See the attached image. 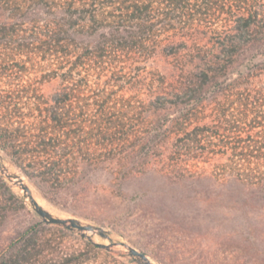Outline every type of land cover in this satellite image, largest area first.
Segmentation results:
<instances>
[{"label":"rangeland","instance_id":"rangeland-1","mask_svg":"<svg viewBox=\"0 0 264 264\" xmlns=\"http://www.w3.org/2000/svg\"><path fill=\"white\" fill-rule=\"evenodd\" d=\"M31 15L52 17L41 9ZM181 24H161V29H101L93 36L76 32L78 52L111 36L124 37L125 42L104 62L95 54L87 68L89 75L80 67L74 82L49 79L46 72L55 67L54 58L35 56L30 73L35 77L46 73L48 80L41 85L44 95L75 88L73 109L101 128L96 139L110 144L112 150L103 164L85 168L86 180L73 189H60L55 201L44 194L43 183L28 178L0 151L1 167L8 169V173L2 169L3 173L20 174L29 188L26 192L0 171L19 198L10 202L0 192V245L17 229L37 223L42 238L65 252L84 249L87 242L109 246L91 251L87 264H141L120 242L145 252L154 264H264V203L221 185L219 164L236 157L231 150L219 151L222 138L209 137L206 150L196 154L199 160L211 161L206 166L209 177L201 176L199 183L175 166L174 131L179 117L192 125L212 124L210 120L227 112V106L240 109L238 99L224 93H210L197 112L188 116L173 104L191 73L202 67L197 57L212 58L219 47L218 35L210 29ZM144 30L152 36L141 43L138 37ZM195 31L198 35L191 36ZM229 77H236L235 70ZM253 81L261 85L264 73ZM29 195L52 215L101 227L106 236L43 222ZM246 198L249 203L240 202Z\"/></svg>","mask_w":264,"mask_h":264},{"label":"trees","instance_id":"trees-1","mask_svg":"<svg viewBox=\"0 0 264 264\" xmlns=\"http://www.w3.org/2000/svg\"><path fill=\"white\" fill-rule=\"evenodd\" d=\"M38 9L52 17L33 18ZM172 22L210 29L219 40L216 55L197 57L202 67L176 93L172 102L181 114H195L210 93L233 95L240 106H227L212 124L192 125L179 117L175 166L199 183L201 176L209 177L206 166L211 161L199 160L196 154L206 150L209 137L222 138L219 151L231 150L236 157L219 164L221 185L264 203V82L253 81L264 73V0H0V151L28 178L43 183L48 199L55 201L60 189H73L86 180L85 168L103 164L112 149L96 139L101 128L73 109L75 88L44 95L46 73L49 79L74 82L80 67L87 69L96 55L104 62L125 42L124 37L111 36L78 52L76 32L93 36L101 29H161V24ZM151 36L144 30L138 41ZM46 55L54 58L55 67L32 76L35 56ZM234 70L236 77L230 78ZM0 192L7 201L19 199L2 175ZM98 249L90 242L78 251L56 249L35 223L17 229L0 245V264H87L89 253Z\"/></svg>","mask_w":264,"mask_h":264},{"label":"water","instance_id":"water-1","mask_svg":"<svg viewBox=\"0 0 264 264\" xmlns=\"http://www.w3.org/2000/svg\"><path fill=\"white\" fill-rule=\"evenodd\" d=\"M1 159V158H0ZM0 171L3 173L2 167H1V163H0ZM4 174V173H3ZM5 175V174H4ZM6 178L10 181L13 182L14 180L20 184V186L26 191L29 192V188L28 186H26L25 184L22 183V176L18 173H10L8 175H5ZM30 197V204L32 205L34 211L41 217V220L43 222H47V223H53V224H58V225H62L64 227L67 228H71V229H77L81 232L84 231H97L100 235L102 236H106V232L103 228L92 225V224H83L81 223L78 219L76 218H61V217H56L54 215H52L48 210L44 209L41 205L38 204V202ZM84 234V233H82ZM93 244H96L99 247L102 248H108V245H104L101 243H96L93 242ZM120 244L124 247L127 248L128 252L141 264H154L150 258L148 257V255L143 252L138 250L137 248H135L134 246L125 243V242H120Z\"/></svg>","mask_w":264,"mask_h":264},{"label":"bare ground","instance_id":"bare-ground-1","mask_svg":"<svg viewBox=\"0 0 264 264\" xmlns=\"http://www.w3.org/2000/svg\"><path fill=\"white\" fill-rule=\"evenodd\" d=\"M7 167H4V166H2V169L6 172V173H8V169H6ZM22 183L23 184H25L26 186H27V184H26V182L22 179ZM30 194V193H29ZM29 196H31V195H29ZM32 197V196H31ZM30 198V197H29ZM33 198V197H32Z\"/></svg>","mask_w":264,"mask_h":264}]
</instances>
